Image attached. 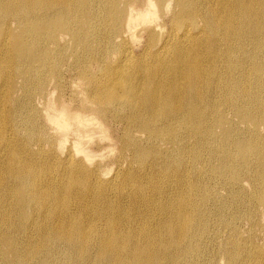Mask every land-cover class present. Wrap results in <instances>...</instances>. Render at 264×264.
<instances>
[{
	"label": "bare ground",
	"instance_id": "1",
	"mask_svg": "<svg viewBox=\"0 0 264 264\" xmlns=\"http://www.w3.org/2000/svg\"><path fill=\"white\" fill-rule=\"evenodd\" d=\"M256 236L264 0H0V264H264Z\"/></svg>",
	"mask_w": 264,
	"mask_h": 264
},
{
	"label": "rangeland",
	"instance_id": "2",
	"mask_svg": "<svg viewBox=\"0 0 264 264\" xmlns=\"http://www.w3.org/2000/svg\"><path fill=\"white\" fill-rule=\"evenodd\" d=\"M164 28H168L167 24L164 25ZM110 146H112V147H108V148H111V149L110 150H106L104 152L103 168L112 167L111 162H109V160L112 157V155H115L116 152H117L116 149H115V147H113L115 145H110ZM241 236H244V234H241ZM227 238H228V234L225 235V236L224 235H219L218 238H217V240H216V242H217V244L225 245L226 242H228L227 241ZM263 242H264V238H260L259 236H256L254 238V241L252 243L254 245L260 247ZM221 259L222 260H220L219 262L221 264H223V261H224L223 256L221 257ZM4 264H7V263L5 262Z\"/></svg>",
	"mask_w": 264,
	"mask_h": 264
}]
</instances>
